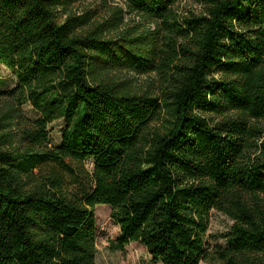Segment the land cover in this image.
Segmentation results:
<instances>
[{"label":"trees","instance_id":"1","mask_svg":"<svg viewBox=\"0 0 264 264\" xmlns=\"http://www.w3.org/2000/svg\"><path fill=\"white\" fill-rule=\"evenodd\" d=\"M198 1L181 16L178 0H0V63L17 81L0 90V264H96L104 204L114 250L264 264V0ZM129 72L154 73L160 96L118 77ZM64 157L93 162L71 190L35 173ZM212 210L232 225L209 249Z\"/></svg>","mask_w":264,"mask_h":264},{"label":"rangeland","instance_id":"2","mask_svg":"<svg viewBox=\"0 0 264 264\" xmlns=\"http://www.w3.org/2000/svg\"><path fill=\"white\" fill-rule=\"evenodd\" d=\"M93 2H87V8L93 6ZM107 5L123 6V0H107ZM177 12L181 15H189L190 13L198 14L202 10V5L198 0H178L176 4ZM106 13V14H105ZM101 15L109 16V13L103 8ZM127 18H125V21ZM123 80L128 82L130 88L134 91H149L154 95L160 96V82L154 73L135 74L133 72L119 74ZM17 84L13 73L0 63V90H10ZM23 113L31 118L38 117L30 104H24ZM65 127L63 119L56 120L48 125L49 143L48 147L54 149L61 144L62 130ZM42 173L53 170L65 178L68 189H74L72 185L75 174L80 170H85L88 174L92 173L93 162L88 159L82 164L72 160L70 157H64L63 163H42L35 173ZM111 208L108 205H97L94 208L95 224H96V247L97 256L96 264H158L151 260L146 249L139 242H131L125 247V250H114L110 247V242L119 236V228L110 216ZM232 221L224 214L215 210L211 211L208 230L205 235V242L209 249L216 246H226V238L230 232ZM199 264H216L215 260L208 259L201 261Z\"/></svg>","mask_w":264,"mask_h":264}]
</instances>
